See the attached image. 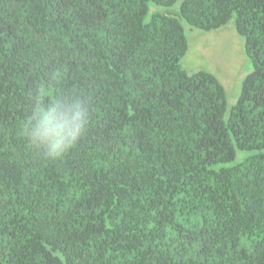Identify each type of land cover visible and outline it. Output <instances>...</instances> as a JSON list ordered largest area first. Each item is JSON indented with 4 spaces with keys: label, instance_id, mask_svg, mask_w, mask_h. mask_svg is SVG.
<instances>
[{
    "label": "trees",
    "instance_id": "trees-1",
    "mask_svg": "<svg viewBox=\"0 0 264 264\" xmlns=\"http://www.w3.org/2000/svg\"><path fill=\"white\" fill-rule=\"evenodd\" d=\"M230 19L228 109L181 59ZM0 264H264V0H0Z\"/></svg>",
    "mask_w": 264,
    "mask_h": 264
},
{
    "label": "rangeland",
    "instance_id": "rangeland-1",
    "mask_svg": "<svg viewBox=\"0 0 264 264\" xmlns=\"http://www.w3.org/2000/svg\"><path fill=\"white\" fill-rule=\"evenodd\" d=\"M178 5L176 3L171 9L178 10ZM169 10L168 7L150 3L148 14H165ZM182 24L188 39V50L181 59V65L190 73L202 70L215 76L224 89L227 107L231 108L237 101L243 78L252 69V62L245 54L244 38L235 31L233 19L221 28L207 32L189 30L186 22Z\"/></svg>",
    "mask_w": 264,
    "mask_h": 264
},
{
    "label": "clouds",
    "instance_id": "clouds-1",
    "mask_svg": "<svg viewBox=\"0 0 264 264\" xmlns=\"http://www.w3.org/2000/svg\"><path fill=\"white\" fill-rule=\"evenodd\" d=\"M58 127V126H57ZM59 133H57V135H58ZM69 135L70 136H72V135H74L73 133H69ZM58 143V142H57ZM71 143H72V141L71 140H69V142L65 145V149L67 148V147H69L70 145H71ZM55 147H56V145L54 144L53 145V149H55Z\"/></svg>",
    "mask_w": 264,
    "mask_h": 264
},
{
    "label": "crops",
    "instance_id": "crops-1",
    "mask_svg": "<svg viewBox=\"0 0 264 264\" xmlns=\"http://www.w3.org/2000/svg\"><path fill=\"white\" fill-rule=\"evenodd\" d=\"M216 30V29H215ZM196 32V31H195ZM188 40V39H187ZM182 66V65H181ZM182 68H183V66H182ZM185 69V68H184ZM186 70V69H185ZM187 71V70H186ZM188 72V71H187Z\"/></svg>",
    "mask_w": 264,
    "mask_h": 264
}]
</instances>
